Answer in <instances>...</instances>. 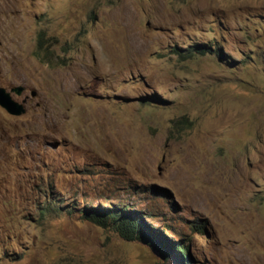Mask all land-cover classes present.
Here are the masks:
<instances>
[{"label":"rangeland","instance_id":"obj_1","mask_svg":"<svg viewBox=\"0 0 264 264\" xmlns=\"http://www.w3.org/2000/svg\"><path fill=\"white\" fill-rule=\"evenodd\" d=\"M18 85L0 264H179L81 216L110 203L188 264H264V0H0V87Z\"/></svg>","mask_w":264,"mask_h":264},{"label":"trees","instance_id":"obj_2","mask_svg":"<svg viewBox=\"0 0 264 264\" xmlns=\"http://www.w3.org/2000/svg\"><path fill=\"white\" fill-rule=\"evenodd\" d=\"M176 49V48H175ZM220 50H216L218 53ZM210 47L206 44L192 45L183 54L179 49L175 53L190 57L194 54H206ZM222 57V54H219ZM54 207L42 208V211H52ZM81 210V208H80ZM148 213L144 210L128 207L124 204L110 203L107 206L94 204L85 205L82 208L81 216L96 225L115 230L125 240L141 241L155 250L160 251L167 259L172 252L179 256V264H188L191 259L190 245L183 238L171 239L160 227L151 225L147 220ZM167 233H169L167 231ZM170 234V233H169Z\"/></svg>","mask_w":264,"mask_h":264},{"label":"water","instance_id":"obj_3","mask_svg":"<svg viewBox=\"0 0 264 264\" xmlns=\"http://www.w3.org/2000/svg\"><path fill=\"white\" fill-rule=\"evenodd\" d=\"M25 87L22 85H18L13 87L11 90H7L5 87H0V106L6 109L9 113L14 115H21L26 112L25 100L20 102L16 100L12 93H16L17 95H21ZM34 95L36 92H32Z\"/></svg>","mask_w":264,"mask_h":264},{"label":"flooded vegetation","instance_id":"obj_4","mask_svg":"<svg viewBox=\"0 0 264 264\" xmlns=\"http://www.w3.org/2000/svg\"><path fill=\"white\" fill-rule=\"evenodd\" d=\"M25 101H27V98L26 99H24Z\"/></svg>","mask_w":264,"mask_h":264},{"label":"clouds","instance_id":"obj_5","mask_svg":"<svg viewBox=\"0 0 264 264\" xmlns=\"http://www.w3.org/2000/svg\"><path fill=\"white\" fill-rule=\"evenodd\" d=\"M24 101V100H23Z\"/></svg>","mask_w":264,"mask_h":264}]
</instances>
